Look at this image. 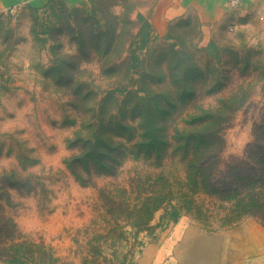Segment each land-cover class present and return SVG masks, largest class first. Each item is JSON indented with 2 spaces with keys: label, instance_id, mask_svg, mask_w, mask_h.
Here are the masks:
<instances>
[{
  "label": "rangeland",
  "instance_id": "rangeland-1",
  "mask_svg": "<svg viewBox=\"0 0 264 264\" xmlns=\"http://www.w3.org/2000/svg\"><path fill=\"white\" fill-rule=\"evenodd\" d=\"M93 1L130 15L122 65L103 62L91 49L78 53L68 35L73 11L91 13L90 0L0 15V215L14 224L16 239L36 245L25 264H264V226L256 217L220 227L214 198L196 197L208 209L201 212L176 198L145 203L156 191H177L178 163L155 167L127 155L111 175L76 168L81 180L65 164L79 152L76 135L87 137L100 118L120 115L126 91L146 76L159 79L164 62L156 61L172 43L206 72L194 75L197 93L178 106L174 124L208 111L220 129L222 164L243 158L264 125V37H254L253 28L219 27L203 37L193 15L168 26L171 38L155 37L146 25L154 0ZM107 92L116 101L102 104ZM40 245L51 259L38 253Z\"/></svg>",
  "mask_w": 264,
  "mask_h": 264
},
{
  "label": "trees",
  "instance_id": "trees-1",
  "mask_svg": "<svg viewBox=\"0 0 264 264\" xmlns=\"http://www.w3.org/2000/svg\"><path fill=\"white\" fill-rule=\"evenodd\" d=\"M90 3L89 14L73 11L74 26L69 28V37L78 53L91 49L98 58H103V62L109 60L114 67L122 65L126 37L132 36L125 28L132 23L129 13H113L107 8L96 7L93 0ZM146 25L151 30L150 24ZM169 37L170 33L166 38ZM174 46L175 43L170 44L168 53L164 52L156 61L157 65L164 62L157 71L159 79L146 76L147 81L142 80L140 87L126 91L123 101L120 100V115H111L105 120L100 118L95 131L87 137H81V133L76 135L79 152L65 161L66 168L81 180L76 168L86 173L111 175L127 155L135 160H151L155 167H161L169 159L181 166L183 176L175 177L180 187L177 191H156L155 196L146 199V204L150 200L158 203L165 198V201L176 198L177 204L185 206L187 211L193 212L194 208L201 212L208 209L203 203H197L196 197L204 196L220 202V227L235 225L246 216L256 217L264 226V194L260 192L264 189V125L257 127L259 130L255 131L252 143L246 146L243 158H233L222 164L220 129L215 126L217 123L210 112L187 113L182 125L174 124L171 117L178 106L197 93L194 75L206 77L204 70L189 65V61L193 62L191 57L177 52ZM177 74L180 79L175 77ZM153 83L161 90L154 92L150 87ZM139 92L143 95L139 96ZM116 98L113 92H107L101 99L102 104L116 101ZM159 177L164 181L162 184H167L165 176ZM156 208L153 206L149 211ZM1 219L2 215L0 260L25 264L34 255L36 245L16 239L19 237L14 224L6 217ZM44 249L38 246V253L51 259Z\"/></svg>",
  "mask_w": 264,
  "mask_h": 264
},
{
  "label": "crops",
  "instance_id": "crops-1",
  "mask_svg": "<svg viewBox=\"0 0 264 264\" xmlns=\"http://www.w3.org/2000/svg\"><path fill=\"white\" fill-rule=\"evenodd\" d=\"M52 1H57L67 8L78 7L88 2V0H0V15L7 13L11 7L42 9ZM227 1L154 0L146 18L155 37L165 36L169 25L193 15L200 25L203 37L214 35L219 27L230 31L253 28L254 37L263 38L264 0H241L237 8H230Z\"/></svg>",
  "mask_w": 264,
  "mask_h": 264
},
{
  "label": "built area",
  "instance_id": "built-area-1",
  "mask_svg": "<svg viewBox=\"0 0 264 264\" xmlns=\"http://www.w3.org/2000/svg\"><path fill=\"white\" fill-rule=\"evenodd\" d=\"M240 1L241 0H228L227 1V4H228V6L230 8H237L240 5ZM15 9L16 8L11 7V8L8 9L7 12L10 13V14H12V13H14Z\"/></svg>",
  "mask_w": 264,
  "mask_h": 264
}]
</instances>
